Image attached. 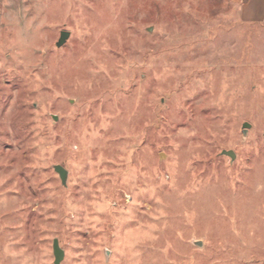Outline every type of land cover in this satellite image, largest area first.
Listing matches in <instances>:
<instances>
[{
    "label": "rangeland",
    "instance_id": "374dc122",
    "mask_svg": "<svg viewBox=\"0 0 264 264\" xmlns=\"http://www.w3.org/2000/svg\"><path fill=\"white\" fill-rule=\"evenodd\" d=\"M234 8L0 0V264L54 239L61 264H264V25Z\"/></svg>",
    "mask_w": 264,
    "mask_h": 264
},
{
    "label": "crops",
    "instance_id": "0c3cea01",
    "mask_svg": "<svg viewBox=\"0 0 264 264\" xmlns=\"http://www.w3.org/2000/svg\"><path fill=\"white\" fill-rule=\"evenodd\" d=\"M235 4V12L230 20L237 26L259 28L264 25V0H230Z\"/></svg>",
    "mask_w": 264,
    "mask_h": 264
},
{
    "label": "water",
    "instance_id": "95a60500",
    "mask_svg": "<svg viewBox=\"0 0 264 264\" xmlns=\"http://www.w3.org/2000/svg\"><path fill=\"white\" fill-rule=\"evenodd\" d=\"M69 37H70L69 32L62 31L60 34L59 41L56 43V46L58 48L64 46L66 44V42L68 41ZM249 128H250L249 123H244L242 125V134H243L244 138L246 137ZM222 155L229 157L232 161H234L236 158L235 152L231 151V150L230 151H227V150L222 151ZM54 171L59 175L61 182H62V185L66 186V182H67V178H68V171L60 165L54 166ZM196 245L200 246L201 242H196ZM53 255H54V264H61L64 257H65V253H64L63 249L60 247L58 239H54V241H53Z\"/></svg>",
    "mask_w": 264,
    "mask_h": 264
}]
</instances>
